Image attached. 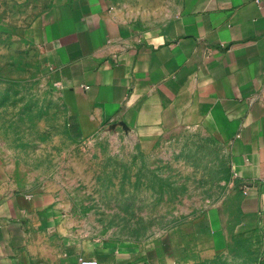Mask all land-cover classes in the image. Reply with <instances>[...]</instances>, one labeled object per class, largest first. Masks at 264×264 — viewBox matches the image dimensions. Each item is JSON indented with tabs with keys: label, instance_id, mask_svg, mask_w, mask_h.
<instances>
[{
	"label": "crops",
	"instance_id": "obj_1",
	"mask_svg": "<svg viewBox=\"0 0 264 264\" xmlns=\"http://www.w3.org/2000/svg\"><path fill=\"white\" fill-rule=\"evenodd\" d=\"M30 36L85 135L198 116L229 151L240 195L236 229H264V0H178L156 35L113 0H61ZM19 175L0 142V264H111L131 255L77 232Z\"/></svg>",
	"mask_w": 264,
	"mask_h": 264
},
{
	"label": "rangeland",
	"instance_id": "obj_2",
	"mask_svg": "<svg viewBox=\"0 0 264 264\" xmlns=\"http://www.w3.org/2000/svg\"><path fill=\"white\" fill-rule=\"evenodd\" d=\"M59 1L0 0V142L10 169L77 232L132 250L111 264H264V229H236L240 195L229 151L198 116L88 135L74 127L47 54L30 36ZM113 2L156 35L178 0ZM161 7L163 16L152 17Z\"/></svg>",
	"mask_w": 264,
	"mask_h": 264
},
{
	"label": "built area",
	"instance_id": "obj_3",
	"mask_svg": "<svg viewBox=\"0 0 264 264\" xmlns=\"http://www.w3.org/2000/svg\"><path fill=\"white\" fill-rule=\"evenodd\" d=\"M81 264H98V262L95 260H84L81 261Z\"/></svg>",
	"mask_w": 264,
	"mask_h": 264
}]
</instances>
